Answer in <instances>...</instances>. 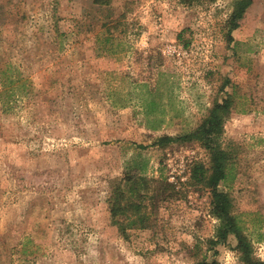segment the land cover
I'll use <instances>...</instances> for the list:
<instances>
[{
  "label": "rangeland",
  "instance_id": "374dc122",
  "mask_svg": "<svg viewBox=\"0 0 264 264\" xmlns=\"http://www.w3.org/2000/svg\"><path fill=\"white\" fill-rule=\"evenodd\" d=\"M232 1L0 0V264H264V0L231 40ZM155 85L153 118L141 99ZM226 93L235 157L218 189L248 258L233 233L217 239L210 189L190 178L208 149L178 138ZM144 164L149 225H119L111 184Z\"/></svg>",
  "mask_w": 264,
  "mask_h": 264
},
{
  "label": "trees",
  "instance_id": "16d2710c",
  "mask_svg": "<svg viewBox=\"0 0 264 264\" xmlns=\"http://www.w3.org/2000/svg\"><path fill=\"white\" fill-rule=\"evenodd\" d=\"M111 0H93L97 4H108ZM213 2L215 0H182V2L194 3V2ZM252 0H233L232 11L229 14L225 25L228 27V36L232 40L230 32L239 26L240 21L245 13V10L251 4ZM103 25L108 26L110 29L114 23H104ZM109 39V37H107ZM141 86H147L146 83H141ZM155 85L153 88H145L141 105L143 106L144 113L147 117L150 115L153 118L156 114H162V112L155 109L158 107L156 100L161 96L160 86ZM224 87H222L223 89ZM130 96V94H125ZM116 102V101H115ZM118 103V102H116ZM125 105V103H121ZM234 109V96L232 93H226L221 100H214L212 105L208 108L205 116L202 120L192 129L184 132L182 135H178L182 141H188L196 139L208 149L209 152V163L207 166L202 162H197L192 167L191 180L203 187L209 188L211 192V205L213 215L219 219L217 226L216 236L217 239H224L229 233H233L238 240V249L244 257L248 258L250 254V246L247 236L243 234L241 218L234 212V204L230 194L227 191L219 190L218 186L221 182H225L232 174L234 157L233 148L228 144H224L222 134L224 132V121ZM243 109L241 112H246ZM150 120V118L148 119ZM159 118L152 119L148 127L150 129L160 128V122L157 121ZM162 120V119H161ZM171 137L163 136L162 141L170 140ZM161 141V142H162ZM145 164L142 165L138 173L133 175H125L124 177L116 178L112 185V192L108 198L109 211L114 219L115 223L120 225V221L116 218L124 216L128 217L135 216V219L129 220V225L138 226L143 228L149 225L147 222V215L150 214L147 204L144 199H141L142 194L138 192L136 184L139 183L145 190H150L152 180L146 179L145 175ZM155 181V180H154ZM158 184L163 185L167 188L171 184L166 182ZM140 197V200L138 199ZM130 218V217H129ZM128 222V221H127ZM197 264H215L208 263L207 261L198 262Z\"/></svg>",
  "mask_w": 264,
  "mask_h": 264
}]
</instances>
